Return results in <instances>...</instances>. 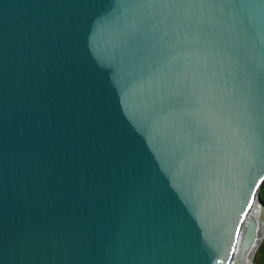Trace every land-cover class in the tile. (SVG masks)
Listing matches in <instances>:
<instances>
[{"label":"water","instance_id":"1","mask_svg":"<svg viewBox=\"0 0 264 264\" xmlns=\"http://www.w3.org/2000/svg\"><path fill=\"white\" fill-rule=\"evenodd\" d=\"M263 182L264 0H0V264H252Z\"/></svg>","mask_w":264,"mask_h":264},{"label":"bare ground","instance_id":"2","mask_svg":"<svg viewBox=\"0 0 264 264\" xmlns=\"http://www.w3.org/2000/svg\"><path fill=\"white\" fill-rule=\"evenodd\" d=\"M253 214L255 216V218L258 221V227H259V231L260 233L264 232V223L262 221H260L259 219V206L258 203L255 204V209L253 211ZM262 238L261 235L260 237H258L255 242L253 243L252 247L248 250V254H247V259L250 263H254V256L259 248V246L262 244Z\"/></svg>","mask_w":264,"mask_h":264},{"label":"trees","instance_id":"3","mask_svg":"<svg viewBox=\"0 0 264 264\" xmlns=\"http://www.w3.org/2000/svg\"><path fill=\"white\" fill-rule=\"evenodd\" d=\"M261 195L264 198V182L261 187ZM255 263L256 264H264V240L262 244L259 246L258 251L256 253L255 257Z\"/></svg>","mask_w":264,"mask_h":264},{"label":"rangeland","instance_id":"4","mask_svg":"<svg viewBox=\"0 0 264 264\" xmlns=\"http://www.w3.org/2000/svg\"><path fill=\"white\" fill-rule=\"evenodd\" d=\"M264 240V239H263ZM263 242V241H262ZM258 251V250H257ZM257 253V252H256ZM255 257H256V254H255V256H254V263H255Z\"/></svg>","mask_w":264,"mask_h":264}]
</instances>
